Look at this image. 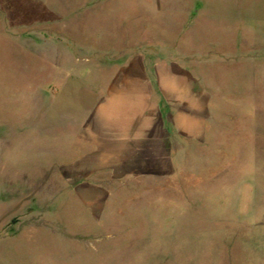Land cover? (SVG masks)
<instances>
[{"label":"rangeland","instance_id":"374dc122","mask_svg":"<svg viewBox=\"0 0 264 264\" xmlns=\"http://www.w3.org/2000/svg\"><path fill=\"white\" fill-rule=\"evenodd\" d=\"M165 61L205 135L102 167L87 113ZM0 264H264V0H0Z\"/></svg>","mask_w":264,"mask_h":264},{"label":"crops","instance_id":"0c3cea01","mask_svg":"<svg viewBox=\"0 0 264 264\" xmlns=\"http://www.w3.org/2000/svg\"><path fill=\"white\" fill-rule=\"evenodd\" d=\"M130 66L103 88L83 129V139L97 154L94 158L108 169L135 166L149 155L157 159L149 152L151 143H167L174 132L194 140L205 135L206 98L189 70L174 62L158 63L154 87L141 64ZM159 157L172 164V150Z\"/></svg>","mask_w":264,"mask_h":264}]
</instances>
